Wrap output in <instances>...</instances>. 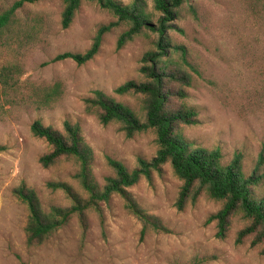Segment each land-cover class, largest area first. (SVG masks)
Instances as JSON below:
<instances>
[{
	"label": "rangeland",
	"instance_id": "1",
	"mask_svg": "<svg viewBox=\"0 0 264 264\" xmlns=\"http://www.w3.org/2000/svg\"><path fill=\"white\" fill-rule=\"evenodd\" d=\"M15 1L0 0V13ZM117 1L128 5L133 0ZM147 2L152 9L154 0ZM191 5L196 13L190 12ZM63 11V0L25 6L17 14L19 19L24 22L41 15V34L22 50L0 46V71L18 65L22 88L20 94H13L15 102L0 99V264H192L200 257L209 258L206 264H264V254L253 247L252 238L236 244L247 224L242 215L231 220L222 240L217 237L216 223L207 224L222 208L221 202L204 196L195 206L177 210L182 182L168 165L162 172H153L151 180L143 178L129 189L137 204L158 218L168 232L143 233V222L114 194L108 201L91 205L84 221L79 213L74 214L43 245L28 246L29 210L16 198L14 189L23 183L35 189L45 209L71 206L67 194L53 191L50 183H70L85 195L76 178V166L60 162L45 169L40 165V158L50 148L33 136L35 121L55 129H62L66 121L79 125L93 150L92 171L101 186L114 174L109 158L134 171L140 160L151 162L158 151L153 132L128 138L120 125L101 124L97 115L87 112L85 103L93 91L100 90L142 110L141 97L115 91L143 80L141 62L153 49L155 35L147 33L119 48L120 37L129 29L120 23L103 37L92 61L83 66L71 59L55 62L64 53L84 54L102 27L118 22L97 2H86L71 27L63 29ZM174 24L170 38L187 48L200 72L187 101L198 113L199 123L185 128L183 137L190 144L222 150L226 163L236 154L242 155L250 176L264 143V0H190ZM57 83L63 93L52 109L38 111L22 98L34 87ZM260 193L263 198L264 183Z\"/></svg>",
	"mask_w": 264,
	"mask_h": 264
},
{
	"label": "trees",
	"instance_id": "2",
	"mask_svg": "<svg viewBox=\"0 0 264 264\" xmlns=\"http://www.w3.org/2000/svg\"><path fill=\"white\" fill-rule=\"evenodd\" d=\"M45 0H17L11 7L0 13V46L22 50L37 39L43 28V17L35 15L22 22L18 12L27 5H35ZM190 0H154L150 9L147 0H133L123 5L117 0H63L62 28L71 27L78 11L86 2H97L108 10L118 22L102 27L91 48L84 54L64 53L54 61L71 59L79 66L92 61L99 53L103 37L120 23L129 29L120 37L118 47L122 48L133 39L151 33L155 35L153 49L142 59L140 72L143 80L139 83L129 82L119 87L115 93L121 96L135 95L142 98V110L116 101L100 90L92 92L85 100L86 110L98 116L104 126L120 125L128 138H134L147 132L156 137L158 151L151 161L140 160L138 167L130 171L121 162L108 159L113 169V176L106 178L104 186L96 180L92 165L94 154L85 141L82 128L69 121L62 129L45 126L40 120L31 126L35 138L44 140L49 151L39 163L50 169L60 162H69L77 167V180L84 196L76 191L70 183H50L53 191L62 190L71 201L70 207L54 206L45 209L35 189L25 183L14 189L16 198L29 210L26 226L29 247L43 245L52 234L65 226L74 214L79 213L84 221L86 210L99 201H108L114 194L120 195L125 206L144 224L147 230L168 232L159 219L146 213L130 194L129 189L141 179H152L153 172H162L170 166L173 173L182 182L176 208L183 212L188 206H195L202 197L222 203L218 213L207 220V224L216 223L217 237H227L231 220L242 215L247 223L239 232L236 244L243 245L252 238L253 247H259L264 254V197L260 188L264 183V143L258 164L250 176L247 175L243 156L236 154L231 162H225L220 149H208L188 143L183 137L185 128L199 123L198 113L187 104L189 89L193 87L194 78L200 75L199 69L191 60L186 47L173 43L170 34L175 29L174 22L182 17L184 5ZM190 12L196 13L191 5ZM18 65L4 66L0 71V99L15 102L13 94H20L21 82L17 75ZM60 83L51 87H34L31 93L23 96L34 109L40 111L54 108L62 96ZM15 96V95H14ZM3 150L0 147V152ZM209 258L200 257L192 264H206Z\"/></svg>",
	"mask_w": 264,
	"mask_h": 264
}]
</instances>
